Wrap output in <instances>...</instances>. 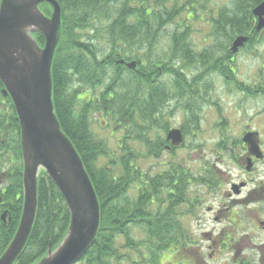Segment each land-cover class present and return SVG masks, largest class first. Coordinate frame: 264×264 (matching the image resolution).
I'll list each match as a JSON object with an SVG mask.
<instances>
[{"label":"trees","instance_id":"trees-1","mask_svg":"<svg viewBox=\"0 0 264 264\" xmlns=\"http://www.w3.org/2000/svg\"><path fill=\"white\" fill-rule=\"evenodd\" d=\"M56 1L61 8V32L51 69L54 112L62 131L74 145L91 178L100 205L96 240L81 260L86 264H119L122 255L117 247V239L122 237L123 246L138 255V260L133 264H160L162 253L175 255L179 249L190 246L186 230L173 220L176 215L175 206L181 203L182 198L174 200V205L171 203L164 212H152L151 205L160 188L158 176L157 179L149 180L137 197L126 199L129 183L140 176H135L136 171L131 169L130 160L133 156L129 155L122 161L124 178L116 177L104 167L95 169L94 161L103 154L104 144L94 138L89 118L92 112H99L103 117L122 113L121 118H127L128 123L132 122L131 118L135 113L140 120L151 118L168 97L155 80L158 75V71H154L155 64L162 67V72L176 78L178 97L182 96L185 88L192 89V93L196 95L193 87L198 81L195 79L187 82L182 72V69L192 64L191 59L195 60L187 42L186 29L181 32L172 31L168 35L171 40L169 50L161 57H156L155 61L152 58L159 39L166 33L168 26L180 19L183 13L193 15L194 7L201 0ZM262 1L234 0L232 9L211 18L214 33L225 35L227 43L236 36H247L253 17L251 11ZM40 8L46 15L50 13L48 5L43 4ZM256 36L257 33H252L253 39ZM34 37L42 46L43 37L39 34H34ZM98 43H104L107 53L98 47ZM99 53L105 56L99 57ZM227 59L228 57H222L217 63ZM119 60L135 61L136 69H126ZM179 61L182 62V67H173L172 63ZM143 62L151 67L150 72L144 70L146 66H143ZM224 67H217L223 76L228 75L227 69L223 70ZM141 85H145L143 90L140 89ZM2 88L0 83V97L4 100L2 104L5 102L4 106L6 105L3 110L6 112L0 113L1 126L7 123L8 136L17 138L18 121L9 97L1 94ZM189 111L193 114L192 109ZM121 122L119 119L118 123ZM181 133L185 132L182 130ZM166 143L168 142L158 141L156 147H151L153 153L151 149L148 154L157 155L162 147L165 149ZM124 150L127 151L126 148ZM173 150L171 149L172 152ZM177 173L176 167L169 168L168 174L173 178L172 182L177 178ZM182 176L183 171H180V181ZM188 178L192 177L188 176L186 181ZM174 197L171 195V199ZM120 201L123 205L119 204ZM68 224L69 214L61 195L54 184L45 180L41 174L37 183L34 225L24 250L14 264L38 262L46 255L49 246L53 249L60 243ZM132 229L141 230L143 238L134 240ZM14 230L15 225L3 236L0 253L8 245ZM242 263L244 262L239 264Z\"/></svg>","mask_w":264,"mask_h":264},{"label":"rangeland","instance_id":"rangeland-1","mask_svg":"<svg viewBox=\"0 0 264 264\" xmlns=\"http://www.w3.org/2000/svg\"><path fill=\"white\" fill-rule=\"evenodd\" d=\"M233 1L201 0L194 7L193 15L183 13L180 19L168 26L154 50L152 61L169 50L171 40L168 35L172 31H188L187 42L195 60L191 59L192 64L187 65L182 72L187 82H193L195 79L198 81L193 87L196 95L192 93V89L185 88L182 96L178 97L176 78L162 72V67L155 64L154 71H158L155 80L168 97L151 118L140 120L139 115L135 113L132 115V122L128 123L127 118H121L122 113L105 117L99 112L90 113V130L94 138L104 144L103 154L97 156L94 168L100 170L104 167L116 177L124 178L122 161L129 155L133 156L130 160L131 169L136 173L132 174L140 176L129 183L126 199L137 197L140 190L146 187L145 184L158 176L160 188L151 205L152 212H164L171 203L174 205V200L182 198L181 203L175 206L176 215L173 220L186 230L190 246L179 249L175 255L162 253L160 264H264V228L260 223V220H264L262 199H250L252 202L248 203L243 198L250 188L248 185H239L246 181L235 180L234 190L233 183L229 182L230 177L242 179L243 174L247 173L251 180L256 170L259 173L258 166L254 170L237 168L233 160L245 156L242 144L250 132H246L243 124L247 122L245 118L248 115L249 101L230 85L228 93H219L218 90L214 92L219 77L216 74L219 73L217 66L224 67L227 60L221 63L217 61L228 57L230 51L228 38L223 34L214 33L211 18H216L222 11L232 9ZM103 45L104 43H98V47L107 53L106 46ZM244 51L236 58L240 66H244L248 60ZM134 54L137 55L136 52ZM98 56L103 57L105 54L99 53ZM146 63L143 62V66H146L144 70L150 72L151 67H147ZM172 65L179 68L182 67V62ZM213 68L218 71L210 70ZM226 69L228 74V68H223L224 71ZM205 72L208 74L205 75ZM223 81L225 82L222 79ZM99 87L101 89V86ZM144 88L145 85L140 86L141 90ZM218 95L222 107L216 111L218 115H215L217 113H214L212 106L217 102ZM3 101L0 97V109L6 108L5 102L2 104ZM118 118L122 120L121 124L118 123ZM262 128L258 133L264 153V125ZM174 129L183 130L185 133H181L182 142L173 148V152L162 147L157 155L148 154L158 145V141L170 144L167 135ZM168 143L166 145H169ZM173 167H176L178 172L174 182L168 174L169 168ZM250 168L252 169V166ZM235 170L238 175L233 173ZM180 171H183L182 182ZM188 176L192 177L188 178L189 182L186 181ZM238 190L240 192L235 194ZM169 193L175 197L171 199ZM231 198L232 201L234 198L238 201L236 205L230 201ZM119 204L123 205V202L120 201ZM168 217L170 218V215ZM131 235L134 240L143 238L142 231L138 229H132ZM123 243V238L119 237L117 247L122 255L119 264H133L138 260V255L129 252ZM78 264L86 263L83 260Z\"/></svg>","mask_w":264,"mask_h":264},{"label":"water","instance_id":"water-1","mask_svg":"<svg viewBox=\"0 0 264 264\" xmlns=\"http://www.w3.org/2000/svg\"><path fill=\"white\" fill-rule=\"evenodd\" d=\"M50 7L46 16L40 5ZM253 14L256 29L264 27V2ZM61 32V8L56 0L0 1V82L15 110L20 130L23 203L20 220L0 264H13L23 251L37 211V181L44 173L63 198L69 225L59 245L34 264H74L91 247L99 229L100 207L96 192L75 147L63 133L52 100V61ZM34 34L44 39L39 46ZM245 38L238 37L232 50ZM133 69L135 63L126 64ZM175 147L182 142L180 130L169 131ZM252 155L259 157L257 143L244 139Z\"/></svg>","mask_w":264,"mask_h":264},{"label":"flooded vegetation","instance_id":"flooded-vegetation-1","mask_svg":"<svg viewBox=\"0 0 264 264\" xmlns=\"http://www.w3.org/2000/svg\"><path fill=\"white\" fill-rule=\"evenodd\" d=\"M252 11L251 13L253 16ZM256 26L257 19L255 16H253L251 26L247 31L248 35H243L246 37L245 43L243 46L238 47L236 51H232V42L234 39L229 43L228 50L235 52H230L231 54L228 56L227 62H225L226 65H224L228 68L229 73L225 76L216 73L219 77H217L218 83H215L214 92L218 90L219 93H228V85H230L233 90L243 95L244 98L248 99L249 101V107L247 105L248 115L245 118L247 122L243 125L246 132L255 133L253 136L251 135V138L258 144L261 157L256 158L255 155L252 156L246 145L243 143L242 147L245 156H239L237 158H233V160L236 162L237 168L243 167V169L247 170V163L252 166V169L250 168L248 170H254L258 166L259 173H257L256 170V174L251 180H249V174L247 173L243 174V177H241L242 179L230 177L229 182L233 183L232 188L234 190V187L236 188L234 183L235 180H243V182L246 181L245 183L239 184L242 187L244 185H248L247 187L250 188L247 195H244L242 192L244 195L243 199L250 203L252 202L250 199L260 198L264 204V153L261 149V139L259 134L263 129L262 125H264V28L260 31H257ZM252 33H257V36L254 39L252 38ZM243 50H245L244 53L248 55V60L244 66H240V64L236 61V58L243 53ZM209 79L210 78H206V80ZM222 79L225 80V82H222ZM221 107L222 104L220 102V96L218 95L217 102H215L212 106L214 113ZM3 110L4 109H0V113L6 112V110ZM216 113L217 114L215 115H218V112ZM8 128L9 125L7 123H4L3 126H1L0 122V243L3 236L7 231L12 229L13 225H15V230L13 233L14 236L20 220L23 203V166L19 145V135L17 138H10L8 136ZM15 134L17 135V132H15ZM236 172L237 170H235L233 173L237 174ZM248 181L249 183H247ZM239 192L240 190L236 191L235 194ZM230 201H232V198ZM237 202L238 201L235 200V198L232 201V203L235 205ZM17 214H19L18 218L15 219ZM260 221L264 228V220ZM4 250L5 248L3 251ZM3 251L0 253V256Z\"/></svg>","mask_w":264,"mask_h":264}]
</instances>
